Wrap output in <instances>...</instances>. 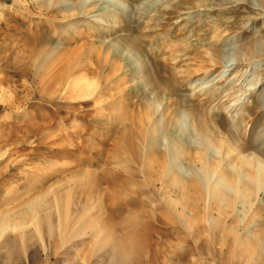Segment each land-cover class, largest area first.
Listing matches in <instances>:
<instances>
[{"label":"rangeland","instance_id":"rangeland-1","mask_svg":"<svg viewBox=\"0 0 264 264\" xmlns=\"http://www.w3.org/2000/svg\"><path fill=\"white\" fill-rule=\"evenodd\" d=\"M0 264H264V0H0Z\"/></svg>","mask_w":264,"mask_h":264},{"label":"bare ground","instance_id":"bare-ground-1","mask_svg":"<svg viewBox=\"0 0 264 264\" xmlns=\"http://www.w3.org/2000/svg\"><path fill=\"white\" fill-rule=\"evenodd\" d=\"M227 95H228V94H227ZM205 120H206V119H205ZM201 121H203V119H202V120H201V119L199 120V119L197 118V124H198V125L201 123ZM203 125H204V124H203ZM259 168H260V167H259ZM257 169H258V168H257ZM261 169H263V168H261ZM242 170H243V169H242ZM245 171H246V173H248V174H250V175L253 173V170H252L251 168H248V169H246ZM261 171L263 172V170H261ZM250 175H249V176H250Z\"/></svg>","mask_w":264,"mask_h":264}]
</instances>
